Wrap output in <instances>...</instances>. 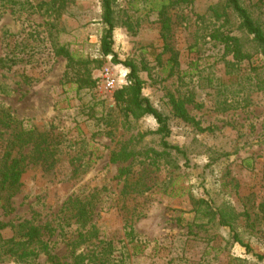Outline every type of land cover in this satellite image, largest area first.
<instances>
[{"label":"rangeland","instance_id":"1","mask_svg":"<svg viewBox=\"0 0 264 264\" xmlns=\"http://www.w3.org/2000/svg\"><path fill=\"white\" fill-rule=\"evenodd\" d=\"M18 1L47 5L0 10V56L6 58L0 67V110L18 127L48 137L53 155L48 161L29 159L14 210L0 209V220L34 218L55 225L67 199L78 197L94 204L87 225L94 227L93 237L83 249L109 243L110 257L126 264H264L196 205L204 199L212 208L237 213L240 236L255 253H264V60L244 39L234 14L227 10L217 18L212 11L224 12V0L168 7L170 29L164 35L157 15L164 0H114L117 63L101 51V0H64L60 13L54 9L61 0ZM241 2L264 28V0ZM217 30L243 38L251 57L236 62L212 37ZM57 45L74 55L71 67L54 54ZM129 62L144 82L142 94L169 117V141L188 152L193 169L162 154L149 134L156 128L151 116L127 120L113 94L96 85L80 87L88 74L98 82L106 65L116 74V88L122 86ZM171 96L203 131L173 116ZM10 131L0 125V157ZM121 148L133 156L112 163L111 154ZM209 158L216 161L206 166ZM122 168L136 182L127 194ZM66 230H56L50 242L62 261L71 262ZM1 233L9 238L12 230ZM0 264L14 262L0 257ZM37 264L49 262L40 256Z\"/></svg>","mask_w":264,"mask_h":264},{"label":"trees","instance_id":"2","mask_svg":"<svg viewBox=\"0 0 264 264\" xmlns=\"http://www.w3.org/2000/svg\"><path fill=\"white\" fill-rule=\"evenodd\" d=\"M189 1L190 0L162 1L157 10V15L163 35L166 32L168 33L170 29L167 8ZM113 2L114 0H101L104 28L100 36V47L104 56L111 55L113 61L117 63L113 51L112 37V32L116 26ZM60 3L58 8L54 9L55 12L60 13L59 10L64 4V0H61ZM17 5H20V7L15 8ZM42 5H47V3L41 2L38 6H34L28 1L23 3L18 0H0V10L11 8L19 12V10H26L27 6L36 9L37 7H42ZM211 9L216 14L217 18L221 16L226 17L227 10L234 14L239 21L238 28L242 31L244 39L254 44L256 52L264 60V28L242 4L241 0H224L225 11L222 13L215 7H211ZM212 37L224 45L226 52H229L236 62L249 59L252 55L245 49L243 38L236 34H225L217 30ZM52 49L55 55L63 56L68 62L67 66L71 67L74 55L64 45L52 46ZM5 61L6 58L0 56V67H5ZM12 61L15 63L17 59H12ZM125 66L129 69L125 77V83L116 88L113 92V99L121 114L127 120H138L146 115L151 116L155 120L156 128L150 131L149 134L157 138L158 144L163 150L162 154L166 156L172 154L175 158L180 160L182 166L185 168L193 169L196 167V164L191 161L188 152L184 148L172 144L169 141L171 134L169 117L155 108L149 99L142 94L144 82L139 76L136 65L129 62L125 64ZM82 79L84 86L80 87L92 88L97 84L96 80L92 79L89 74L86 78ZM170 103L174 117L193 125L199 131L204 130V128L199 126L198 121L189 115L181 100H176L171 96ZM0 113V125L3 127H11L9 138H7L5 142L4 151L0 157V209L7 214L14 210L12 205L13 198L20 190L22 185L21 178L29 163V159L35 162L39 159L48 161V156H52L53 153L49 147L51 143L47 141L48 137L46 138L43 134L37 133L35 129L26 130L22 127H18L19 124L17 121L5 110L1 109ZM28 147L29 150L26 151ZM133 154V151L121 148L111 154L110 161L112 163L127 161ZM154 161L155 158L150 159L151 164H153ZM214 161H216L215 158H209V162L206 166H210ZM245 164L246 166H250L248 160ZM120 172L121 176H124L123 193L127 194L131 191L130 188H132L136 182H131L127 178L129 173L126 168H122ZM196 205L197 210L202 211L210 220L216 221L220 226L228 227L233 240L244 247L247 253H250L258 260H264V253H255L249 243L245 242L242 236H240L238 232L237 213L231 214L222 207L212 208L211 204L204 199L198 200ZM93 211L94 204L90 200L70 197L64 203L59 215H57L55 225H53L52 222L39 224L34 218L22 219L18 222H3L0 220V257L8 258V260H12L14 264H37L40 256H45L49 264H126L122 260L110 257L112 247L109 243L102 245V241L96 240L97 242L93 244V248H81L82 245L90 242L93 237L92 230L94 231V227L90 225V228L87 229ZM246 219L250 221L249 214ZM73 225L76 227L74 232L69 229ZM6 228L12 230V235L9 238L2 237L1 232ZM58 229H60V233H62V230L67 229L66 232L71 234L68 239H65L71 254V262L62 261L53 251L50 237L54 235V232ZM73 234H76V236Z\"/></svg>","mask_w":264,"mask_h":264},{"label":"built area","instance_id":"3","mask_svg":"<svg viewBox=\"0 0 264 264\" xmlns=\"http://www.w3.org/2000/svg\"><path fill=\"white\" fill-rule=\"evenodd\" d=\"M117 87V77L111 66L106 65L103 67L96 88L101 93L113 94Z\"/></svg>","mask_w":264,"mask_h":264}]
</instances>
